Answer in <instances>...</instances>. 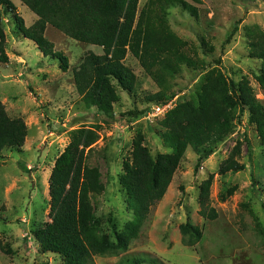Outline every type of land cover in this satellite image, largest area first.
<instances>
[{
    "label": "rangeland",
    "instance_id": "obj_1",
    "mask_svg": "<svg viewBox=\"0 0 264 264\" xmlns=\"http://www.w3.org/2000/svg\"><path fill=\"white\" fill-rule=\"evenodd\" d=\"M11 1L26 26L31 27L37 16L19 0ZM149 1L140 0V11ZM189 2L198 9V18L174 8L169 23L203 65L196 71L185 67L174 80L176 96L170 101L173 109L197 100L206 75L212 71L235 84L237 92L238 86L247 81L264 104V89L257 79L262 63L250 56L247 37L248 28L264 30V0ZM2 18L9 62H0V104L10 117L22 118L29 131L23 148L4 150L0 159V239L13 251L12 255L0 251V264H65L59 256L41 253L34 232L51 223L50 178L70 144L71 133L96 128L99 132L100 139L93 150L87 151L85 164L100 174V191L92 199L100 220L99 232L116 241V234L133 217L121 176L136 135H145V145L153 158L173 151L160 126L165 117L153 123L146 120L154 106L146 101L147 96L156 93L158 87L129 54L125 64L137 76L135 90L130 94L118 88L121 99L113 116L105 117L82 103L73 74L88 52L102 55V48L79 43L48 27L47 38L69 59L70 69L64 72L58 60L45 57L19 33L11 13ZM236 28L233 40L226 44ZM202 38L214 47L213 54L204 53ZM147 108V114L139 119L127 115ZM234 125L230 137L201 164L200 154L188 149L164 199L153 207L128 252L97 256L95 264L135 259L145 260L143 264H151L152 260L160 264H264V147L247 113L241 117L237 112ZM236 148V160L245 165V170L219 175L221 165ZM211 176L210 203L219 213L215 221L199 214L200 186ZM232 187H237L236 192L224 201L222 196ZM187 221L203 232L202 240L193 247L182 242L180 226Z\"/></svg>",
    "mask_w": 264,
    "mask_h": 264
},
{
    "label": "trees",
    "instance_id": "obj_2",
    "mask_svg": "<svg viewBox=\"0 0 264 264\" xmlns=\"http://www.w3.org/2000/svg\"><path fill=\"white\" fill-rule=\"evenodd\" d=\"M37 16V21L27 27L11 0H0V62L8 63L3 14L11 13L19 33L32 41L45 57L58 60L64 72L70 69L69 59L46 36L53 27L66 37L102 48L103 54L88 52L80 66L73 70L76 90L87 109L95 108L105 117L114 114L120 101L118 88L133 93L137 83L135 72L125 61L131 54L158 87L147 96L153 105H165L176 96L174 80L185 67L198 70L203 62L191 50L189 44L172 30L170 10L179 8L198 18L199 11L189 1L200 0H150L140 11V0H19ZM237 28L226 40L230 44ZM249 52L260 60L262 68L257 77L264 89V30L248 28ZM206 54H213L214 47L205 39L200 40ZM235 84L212 71L206 75L197 100L177 105L160 122L165 129V139L172 148L170 154L153 158L145 145L146 137L138 132L133 140L131 157L123 163L121 185L128 195L133 217L116 234V241L101 235L100 220L95 213L92 199L100 191V174L86 167L87 151L99 141L94 129H77L71 133L66 151L57 161L50 178L51 223L35 230L34 238L41 253L62 258L65 264H95L97 256L120 255L128 252L140 236L153 207L162 201L170 187L188 149L200 154L199 164L210 158L217 146L234 132L237 112L248 114L249 123L256 127L258 138L264 147V104L254 94L247 81L236 91ZM234 94V98L230 94ZM147 110L127 115L139 119ZM100 128V126H99ZM28 126L22 118H12L0 104V159L7 149H21L28 137ZM236 148L225 161L219 175L245 170L236 158ZM214 177L200 186V216L207 221L219 218L211 206L210 192ZM237 187L230 188L223 200L233 196ZM184 245L193 247L202 240L200 227L190 221L180 226ZM0 251L12 255L13 251L0 239ZM143 259L122 260L117 264H143ZM151 264H160L152 260Z\"/></svg>",
    "mask_w": 264,
    "mask_h": 264
},
{
    "label": "built area",
    "instance_id": "obj_3",
    "mask_svg": "<svg viewBox=\"0 0 264 264\" xmlns=\"http://www.w3.org/2000/svg\"><path fill=\"white\" fill-rule=\"evenodd\" d=\"M173 109V102H169L165 105H154L151 107L150 112L146 116V120L153 123L155 119H161Z\"/></svg>",
    "mask_w": 264,
    "mask_h": 264
}]
</instances>
